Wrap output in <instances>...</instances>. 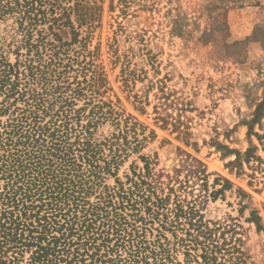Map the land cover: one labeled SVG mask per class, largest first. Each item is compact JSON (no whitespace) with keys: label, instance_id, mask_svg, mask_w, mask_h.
I'll return each mask as SVG.
<instances>
[{"label":"trees","instance_id":"1","mask_svg":"<svg viewBox=\"0 0 264 264\" xmlns=\"http://www.w3.org/2000/svg\"><path fill=\"white\" fill-rule=\"evenodd\" d=\"M81 2L0 0V19L11 17L20 36L7 51L0 42V264H250L233 225L205 221L194 203L171 200L172 188L157 193L147 158L117 176L145 137L104 98L83 45L73 47L71 13L79 24L99 17ZM106 122L114 131L98 140ZM235 156L253 159L250 178L264 179V157Z\"/></svg>","mask_w":264,"mask_h":264},{"label":"rangeland","instance_id":"2","mask_svg":"<svg viewBox=\"0 0 264 264\" xmlns=\"http://www.w3.org/2000/svg\"><path fill=\"white\" fill-rule=\"evenodd\" d=\"M81 5L99 17L79 24L71 13L81 41L73 47L83 45L85 61L91 59L105 78L104 98L145 137L123 159L117 176L125 181L133 168H143L140 156L147 158L158 194L172 188L171 200L177 195L183 204L194 203L205 221L233 225L247 262L264 264V179L258 172L250 178L253 159L235 160V152L247 150L264 157V0H82ZM19 37L13 19L1 18L6 51ZM123 70L131 72L127 81ZM113 131L106 122L96 138ZM106 183L113 185L114 178ZM165 235L171 238L170 231ZM173 255L184 259L182 250Z\"/></svg>","mask_w":264,"mask_h":264}]
</instances>
